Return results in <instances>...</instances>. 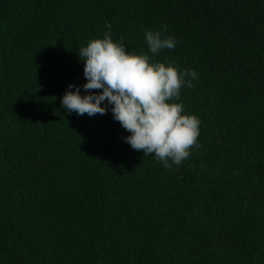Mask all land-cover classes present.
I'll return each mask as SVG.
<instances>
[{
	"label": "trees",
	"instance_id": "obj_1",
	"mask_svg": "<svg viewBox=\"0 0 264 264\" xmlns=\"http://www.w3.org/2000/svg\"><path fill=\"white\" fill-rule=\"evenodd\" d=\"M106 22L150 57L166 25L156 60L197 72L180 165L62 107ZM0 264H264V0H0Z\"/></svg>",
	"mask_w": 264,
	"mask_h": 264
},
{
	"label": "clouds",
	"instance_id": "obj_2",
	"mask_svg": "<svg viewBox=\"0 0 264 264\" xmlns=\"http://www.w3.org/2000/svg\"><path fill=\"white\" fill-rule=\"evenodd\" d=\"M105 27L102 38L90 40L78 51L84 62L87 94H81L80 86L69 84L62 107L69 113L94 116L106 114L111 105L113 118L131 133L125 140L134 150L154 155L165 168L180 165L189 150L199 146L200 120L185 113L184 105L177 102L183 86L194 87L197 72H181L173 61L156 60L161 50L176 47V39L166 35V25L144 33L151 57L143 51L129 53L124 37L114 41L111 24L106 22ZM99 89L102 91H94Z\"/></svg>",
	"mask_w": 264,
	"mask_h": 264
}]
</instances>
